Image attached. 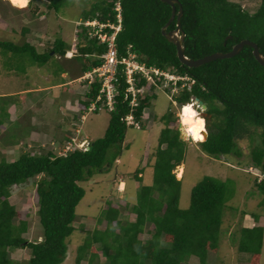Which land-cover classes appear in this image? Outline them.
<instances>
[{"label": "trees", "instance_id": "obj_1", "mask_svg": "<svg viewBox=\"0 0 264 264\" xmlns=\"http://www.w3.org/2000/svg\"><path fill=\"white\" fill-rule=\"evenodd\" d=\"M67 1L48 0L47 7L58 12ZM179 2L183 8L181 26L186 33L187 57L201 59L216 52L227 53L246 39L257 43L264 55V0L254 13L232 0ZM31 3L25 8H16L28 9ZM118 4L121 8H118ZM176 7L178 13L179 4ZM87 12L84 21L79 24L75 47L72 42L70 44L63 38H55L44 53L29 42L16 45L0 40V49L28 53L39 64L49 62L53 56L76 60L75 66L80 73L75 77L77 79L104 63L109 46L94 33L99 30L112 34L114 29H100L99 25H118V15L121 14L122 30L116 37L120 59L134 53L136 60L148 68L186 75L190 78L187 84L194 81L190 88L188 85L184 87L176 98L183 105L197 97L208 106L207 113L211 115L206 122L208 135L205 128L201 136L205 139L206 134L207 138L200 143L205 154L210 157H241L243 153L239 142L257 134L260 142L251 152L250 166L258 168L263 175L261 181H255V186L264 195V65L257 61L253 47L246 45L231 58L189 67L180 61L176 45L168 41L162 32L173 12L168 3L162 0H99ZM88 21H98L99 24L88 26ZM176 27L177 17L168 31ZM29 32V28L24 27L22 36L26 37ZM70 50L74 51L72 58L66 56ZM124 71L125 66L119 65L114 81V110L111 111L109 127L102 138L90 142L89 149L74 146L66 151L65 145L64 153L60 155L51 151L46 154L23 151L12 162L4 158L0 161V264H63L67 259L68 239L76 230V209L86 195L83 184L87 182L95 188L103 185V174L113 172L126 147L124 142L128 127L146 128L142 121L143 111L151 106L157 94L155 90L164 79L163 76L156 77L158 84H149L141 74L136 75L137 89L146 86L148 92L138 94L139 105L134 107V115L140 125L135 127L125 120L132 106L131 98L125 100L126 91L131 85ZM102 83L97 78L90 85L86 98L78 102L79 111L88 112L91 103L100 94ZM102 96L107 101L105 94ZM100 105L101 101L98 102ZM173 119L171 112L161 117L165 126L161 129L152 166L148 164L150 153H146L141 163L142 170L139 168L134 173V177L142 182L145 167L153 168V184L137 187L136 204L125 202L122 198H117L119 202L115 203V196H111L105 204L100 205L99 213L103 214V218L99 222H105L106 227L88 234L78 248L76 264H82L83 260H87V264H104L98 261L100 251L108 264H182L192 256H197L200 264H207L209 252L218 251L223 213L227 200L232 196L233 182L206 176L193 188L189 206H181L183 179H178L174 171L184 163L186 143L181 138L180 130L170 127ZM6 122L0 119V126ZM164 144L167 147L163 149ZM37 177L38 215L43 235L40 241H29L23 236L29 230L28 221L16 222L19 212L11 204L10 197L13 186ZM122 177L125 176L109 179V187L117 184ZM125 183L124 193L128 189ZM262 202L264 204V199ZM122 209L132 210L136 219L126 221L122 217ZM257 221L259 225L256 227L242 228L241 238L236 242L240 252L250 254V264H260L262 256L264 220ZM148 223L150 229L147 232L151 238L143 240L140 235L146 232ZM19 248L31 250L32 256L28 261L18 262L10 258V250Z\"/></svg>", "mask_w": 264, "mask_h": 264}, {"label": "rangeland", "instance_id": "obj_2", "mask_svg": "<svg viewBox=\"0 0 264 264\" xmlns=\"http://www.w3.org/2000/svg\"><path fill=\"white\" fill-rule=\"evenodd\" d=\"M7 1L9 2L3 3L0 0V40L16 45H23L29 42L34 44L39 52L43 53V51L48 50L52 46L55 38H63L70 44L72 42L75 47L76 33L77 30H80L79 24L84 21L87 11L99 0H68L58 12L47 7L48 0H32L28 9L21 11L15 10L11 6V0ZM232 1L241 4L251 13H254L261 4V0ZM24 27L30 30L26 37L24 36L25 38L22 36ZM76 62V60L72 61L53 56L49 62L39 64L28 53L21 54L0 49V94L4 91L7 94L18 91L26 85L29 87L49 86L55 82L58 83L61 76L64 78L63 74H61L63 70L71 73V79L75 78L80 75L75 66ZM74 85L78 94L73 96L71 107L73 104H78L79 100L85 97L81 84L75 82ZM63 91L70 93V90L64 89ZM63 91L60 89L54 90L52 96L55 98L51 101L48 99L42 101L34 110L24 105L21 106L18 120L11 123L6 120L10 117L8 106L13 101L15 106H17L16 101L18 100H13L12 97L5 96L6 98H3V96H0V119L8 122L7 126H0V161L4 158L7 162H12L23 151L32 154H46L50 151L59 155L64 153V147L66 145L67 149L69 143L63 138H65V132L72 128L71 122L65 124L62 130L55 127L50 128L53 122L66 119V116H64L65 112L61 108L64 106ZM156 92V97L151 101V106L146 111L148 126H145L146 128L128 127L124 142L126 147L123 148L119 161L115 163L113 172L111 170V172L106 171L103 174V185H98L95 188V186H91L87 182L83 184L86 189V195L77 206V218L74 222L76 230L68 239V256L63 264H76L78 248L85 242L88 234L95 229H105L106 223L99 222L103 218V214L99 213L101 204H105L111 196H115V203L119 202L117 198H122L125 202L136 204L138 200L137 187L153 184V168L145 167L142 182L134 177V173L139 168L142 170L143 166H141V163L146 153H150L148 164L152 166L161 129L165 126L161 121V117L171 112L174 119L170 127L180 130L183 116L188 114L189 111H193L192 107H187L188 110L185 109L181 119V103L177 102V105H174L168 97L173 95L176 97L178 95L177 92H172L171 94L168 90ZM35 96L40 97V94H35ZM26 97L16 96L15 98H21L22 101ZM56 97L63 99V103ZM73 109L68 113L71 115L77 113L79 124L77 128L80 130L77 132L76 128L72 135L70 132H66L70 138L86 137L89 141H94L105 135L110 124L111 112L103 109L98 112L88 113L86 111L81 112L74 107ZM199 113L205 120L206 118H211L207 117L204 114L206 112L201 109H199ZM82 115H86V117L82 119ZM206 133H208L207 126ZM31 134L34 135L33 138H30ZM180 134L182 138V133ZM204 136L206 139L207 135L204 134ZM200 137L201 135L195 137L193 142H190L188 141V136L183 134L182 139L186 143L185 160L174 171L178 179H183L180 204L183 208L189 206L193 188L206 176L231 180L233 182L232 196L227 200L223 213L219 249L217 252H209L207 264H250V254L240 252L236 242H239L241 238L242 228L256 227L259 225L257 219L264 220V204L262 202L264 195L255 186V181H258V179L254 175H257L259 170L254 167L252 171L254 175L247 172L250 169L251 152L259 144L260 139L256 134L252 138L247 137L241 140L239 142L243 153L241 157L234 155L210 157L202 151L200 146L202 139L198 140ZM56 141L58 144H55ZM166 147L167 144L162 146L163 149ZM97 175L99 176V174ZM116 176L125 177L120 178L113 187H109L108 180ZM38 179L39 177L31 178L26 183L15 185L11 189L10 202L19 212L16 222L18 220L28 221L29 230L23 236L29 241H40L43 235V228L38 215V197L36 194V181ZM121 180H125L128 184V189L125 193L123 191L126 185L124 182L120 184ZM119 184L120 188L118 189ZM105 206L106 208L108 207V205ZM122 212V217L126 221L136 219V215L132 210L122 209ZM149 229L150 224L148 223L146 232L140 235L143 240L151 238V235L147 232ZM99 255L98 261L108 264L102 251L99 252ZM9 256L15 261L24 262L31 258L32 252L29 248H19L10 250ZM82 264H87V260H83ZM182 264H200V259L197 256H192L187 262ZM260 264H264V243Z\"/></svg>", "mask_w": 264, "mask_h": 264}, {"label": "built area", "instance_id": "obj_3", "mask_svg": "<svg viewBox=\"0 0 264 264\" xmlns=\"http://www.w3.org/2000/svg\"><path fill=\"white\" fill-rule=\"evenodd\" d=\"M119 17V24L115 26L114 24H100V29L105 27H110L114 29L112 34L102 33L101 31H95V35L101 39L103 43H108V52L104 55V63L95 68L93 71L86 73L82 78H80V83L83 85V88L89 89L90 85L98 78L102 80V87L100 89V94L97 97V100L92 102L88 111L89 112H96L103 109H107L108 111L114 110V81L116 80V74L119 65L125 66V75L127 77V82L131 85L125 94V100H129L131 98V113L125 118L128 125H133L135 127H139L140 123L137 121L134 115V107L139 105L138 101V94H144L148 92V88L146 86H141L137 89L135 80L136 75L141 74L145 77L149 84H158L156 81V77L160 78L161 76L164 77L163 80L160 81V85L157 86L156 91L163 90L167 91L171 94L172 92L179 95V92L188 85L190 88L192 83L187 84V81H190V78L186 75L182 74H172L166 71H163L160 68H151L147 67L146 64L139 63L136 60V55L131 53L129 57L119 58L118 57V49L116 44V37L118 32L122 29V16L121 14L118 15ZM99 23L98 21H88L86 25L95 27ZM139 77L138 80H140ZM179 82H182V85H179ZM157 93V92H156ZM102 94H105L107 101L103 100ZM177 95V96H178ZM169 99L173 102V104L177 105L176 97L168 96ZM101 101V105L98 106V102ZM192 104H196L195 100L192 98ZM76 139H73V142H69L67 146V150L73 149V144ZM85 144V143H84ZM90 145L89 142H86L85 146L88 148Z\"/></svg>", "mask_w": 264, "mask_h": 264}, {"label": "crops", "instance_id": "obj_4", "mask_svg": "<svg viewBox=\"0 0 264 264\" xmlns=\"http://www.w3.org/2000/svg\"><path fill=\"white\" fill-rule=\"evenodd\" d=\"M2 2L4 3V2H9V1L2 0ZM11 6L15 10H18L16 8L17 6H15L13 4ZM18 11H21V10H18ZM32 45H34V44H32ZM44 52L45 51H43V53ZM69 52L70 53H72V52L74 53L73 50H70ZM56 57L60 58L59 56H56ZM61 74H63V77L66 80L64 78H62V76H61V79L59 80L58 83L55 82L54 84H51L49 86H42V85H40V86H32V87H29L28 85H26L25 87L21 88L20 90L14 91V92H10L8 94L5 91L2 92L0 94V96H3V97L4 96H6V97H12L13 100L17 99L18 100V103L20 105V106L19 105L18 106H15V104L13 103L14 101L10 103V105L8 106L9 107L8 113L10 115V117L7 118L8 121L11 123V122H14V121H17L18 120V118L20 116L19 115V112H21V106L24 105L27 108H29L31 110H34L35 107H37V105H40V103L42 101H45L46 99H48V100L51 101L53 98H55V97L52 96L53 95L52 93H53L54 90L60 89V90L63 91L64 89H66L67 91L70 90V93L68 94L67 92H64V91L62 92V96L64 97L63 98L64 99V106L61 107L63 109V112H65L64 113V116H66L65 117L66 119L64 121H61L60 120V121L53 122L50 128L55 127V128H58L59 130H62L65 124L71 122L70 125H71L72 128L70 130L66 131V132H68V133L70 132V134L72 135L73 131L75 132V129L77 128V126L79 124H78V121H77V113L71 115L68 112L70 110H74L73 107L75 109L76 108L78 109V104H73V106L71 107V104H72L71 102H72L73 96H75V95L78 94V93H76L77 89H76L74 83L75 82L76 83L78 82L79 84H81L80 83V78L81 77L80 78H77V79H75V78H72L71 79V73L69 71H67V70L61 71ZM81 86L83 88V85L82 84H81ZM83 90H84V93L86 94V88H83ZM35 94H40V97L35 96ZM16 96H27L26 97L27 99L25 98L24 100L21 101V98H15ZM31 97H32V99H31ZM56 98H59V97H56ZM63 99L59 98L58 100L63 103ZM13 107H14V110H13ZM35 121H36V119H35ZM7 124H8V122H6L5 124H3V126H7ZM79 130L80 129H78V128L76 129L77 132ZM66 132H65V138H63V139L65 141L66 140L68 141L70 139V136H69V134H66ZM80 136L83 137L82 135H80ZM33 137H34V135L31 134L30 138H33ZM84 138H86V137H84ZM55 144H58V142L56 141Z\"/></svg>", "mask_w": 264, "mask_h": 264}, {"label": "water", "instance_id": "obj_5", "mask_svg": "<svg viewBox=\"0 0 264 264\" xmlns=\"http://www.w3.org/2000/svg\"><path fill=\"white\" fill-rule=\"evenodd\" d=\"M165 3H168L169 5L172 6V16L168 23L163 27L162 32L164 36L167 38L168 41L172 42L173 44L176 45L177 47V52H178V57L180 61L189 67H199L201 65H204L206 63H209L211 61L217 60V59H226V58H231L233 56H236L239 54L246 45L253 47L254 49V55L257 59V61L264 65V55L260 52L259 46L257 43L251 41V40H243L240 43L236 44L233 48L232 51L223 53V52H216L211 55H207L201 59H191L186 56V48H185V38H186V33L182 30L181 26V18L183 16V8L179 2V0H162ZM179 4V12L177 13V7L176 5ZM177 17V27L171 31H168L169 26L171 23L176 19ZM199 105L202 107L203 110H207V105L204 104V102L200 99H198ZM207 117H211V115L205 113ZM180 131L182 133V138H183V127L182 125L180 126ZM185 135V134H184ZM188 141L193 142V139L188 136Z\"/></svg>", "mask_w": 264, "mask_h": 264}, {"label": "bare ground", "instance_id": "obj_6", "mask_svg": "<svg viewBox=\"0 0 264 264\" xmlns=\"http://www.w3.org/2000/svg\"><path fill=\"white\" fill-rule=\"evenodd\" d=\"M12 3L18 7L24 8L28 5L30 0H11ZM192 107L193 111H189L188 114L184 115L185 109ZM183 120L181 125L183 127L184 134L191 137L193 140L195 137L200 136L206 128V120L204 117L195 109L193 104H186L183 111H181V119ZM205 140L202 136L198 140ZM180 175V174H179ZM181 176V175H180Z\"/></svg>", "mask_w": 264, "mask_h": 264}, {"label": "clouds", "instance_id": "obj_7", "mask_svg": "<svg viewBox=\"0 0 264 264\" xmlns=\"http://www.w3.org/2000/svg\"><path fill=\"white\" fill-rule=\"evenodd\" d=\"M32 0H30L29 1V3H28V5L30 4V2H31ZM11 3V2H10ZM11 4H13V3H11ZM14 5V4H13ZM27 5V6H28ZM16 6V5H15ZM26 6V7H27ZM18 7V6H17ZM120 7V4H118V8ZM18 8H21V7H18ZM25 8V7H24ZM121 8V7H120ZM115 25V24H114ZM115 26H118V25H115ZM122 30V29H121ZM120 30V31H121ZM119 31V32H120ZM73 55H74V53L72 52V53H70L69 51H68V53H67V57L68 58H72L73 57ZM83 77V76H82ZM81 77V78H82ZM89 89H86V92L88 91ZM176 97H178V96H176ZM193 99L195 100V102H196V104H194V106H195V109H197V111L199 112V109H201V110H203L202 109V107L199 105V103H198V100H197V97H193ZM199 99V98H198ZM176 100H177V98H176ZM178 101V100H177ZM173 103V102H172ZM192 104V100L189 102V103H186V104ZM186 104H183V105H181V111H183V109H184V107L186 106ZM205 104V103H204ZM175 105V104H174ZM207 110H208V106H207ZM207 110H203V111H205L206 113H207ZM146 111H147V109H144V111H143V113H144V117L145 118H143V122L146 124V127L148 126V124H147V121H146ZM97 112V111H96ZM109 112H111V111H109ZM88 113H89V111H88ZM181 114V113H180ZM205 114V113H204ZM208 114V113H207ZM210 115V114H209ZM86 117V115H82V119H84ZM206 122H207V118H206ZM181 133V132H180ZM207 135H208V133H207ZM207 138V137H206ZM68 143L69 142H73V139L72 138H70L68 141H67ZM86 142H91V141H89V139L88 138H79V137H77V139L75 140V142H74V144H73V147L74 146H77V147H79V148H81V149H89V147H90V145H89V147L87 148L86 146H85V144H86ZM203 142V141H202ZM85 143V144H84ZM65 150L66 151H70V150H67L66 148H65ZM119 161V160H118ZM250 167V169L249 170H247V172L248 173H250V174H252V175H254L253 173H252V171L254 170V166H249ZM256 168V167H255ZM258 169V168H257ZM259 170V169H258ZM254 176H256L257 177V179H258V181H261L262 180V178H263V175L261 174V171L259 170V172H258V174L257 175H254ZM121 182H124L125 183V181H121ZM121 182H120V184H121ZM120 184H119V187H118V189L120 188ZM125 185H126V183H125ZM125 190V189H124ZM120 191V190H119Z\"/></svg>", "mask_w": 264, "mask_h": 264}]
</instances>
